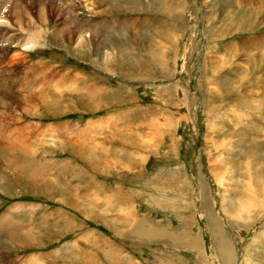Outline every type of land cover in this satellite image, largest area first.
Returning a JSON list of instances; mask_svg holds the SVG:
<instances>
[{
    "label": "rangeland",
    "instance_id": "374dc122",
    "mask_svg": "<svg viewBox=\"0 0 264 264\" xmlns=\"http://www.w3.org/2000/svg\"><path fill=\"white\" fill-rule=\"evenodd\" d=\"M249 263L264 0H0V264Z\"/></svg>",
    "mask_w": 264,
    "mask_h": 264
},
{
    "label": "bare ground",
    "instance_id": "6f19581e",
    "mask_svg": "<svg viewBox=\"0 0 264 264\" xmlns=\"http://www.w3.org/2000/svg\"><path fill=\"white\" fill-rule=\"evenodd\" d=\"M24 49H30V47H26ZM28 159V158H27ZM18 179V178H17ZM26 181V178H25ZM18 182V181H17ZM20 182V181H19ZM21 183V182H20ZM28 183V182H27ZM19 185V184H18ZM21 185V184H20ZM222 251V254L224 255L225 259L230 262L233 256V252L229 250L228 248H225V245L220 249ZM250 264V263H249Z\"/></svg>",
    "mask_w": 264,
    "mask_h": 264
}]
</instances>
